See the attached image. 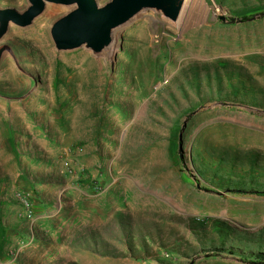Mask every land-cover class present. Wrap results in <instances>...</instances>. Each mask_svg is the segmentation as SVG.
Returning <instances> with one entry per match:
<instances>
[{
  "label": "rangeland",
  "instance_id": "rangeland-1",
  "mask_svg": "<svg viewBox=\"0 0 264 264\" xmlns=\"http://www.w3.org/2000/svg\"><path fill=\"white\" fill-rule=\"evenodd\" d=\"M190 3L184 27L140 10L104 56L56 48L76 3L9 21L0 91L24 87L17 71L31 87L0 101V171L17 184L0 264H264V0Z\"/></svg>",
  "mask_w": 264,
  "mask_h": 264
},
{
  "label": "water",
  "instance_id": "water-1",
  "mask_svg": "<svg viewBox=\"0 0 264 264\" xmlns=\"http://www.w3.org/2000/svg\"><path fill=\"white\" fill-rule=\"evenodd\" d=\"M24 12L14 8L0 9V36L9 21L28 25L44 8L45 2L76 3L77 9L55 21L51 35L57 49H71L86 44L94 52L101 51L114 27L124 23L140 10L153 8L168 18H176L184 0H109L97 5L94 0H28ZM264 15V12L262 13ZM221 19H225L223 16Z\"/></svg>",
  "mask_w": 264,
  "mask_h": 264
},
{
  "label": "bare ground",
  "instance_id": "bare-ground-1",
  "mask_svg": "<svg viewBox=\"0 0 264 264\" xmlns=\"http://www.w3.org/2000/svg\"><path fill=\"white\" fill-rule=\"evenodd\" d=\"M48 8H50V7H48ZM47 8V9H48ZM52 8H54V9H57V10H59V8H57V7H52ZM183 8H184V6H183ZM182 8V10H183V12H182V10L180 11V15H179V17H178V19L180 18V22L179 23H181V25H182V27H184V26H186L188 23H189V21H190V17H191V10H192V5H191V3H190V5H189V8H188V5L183 9ZM46 9V10H47ZM46 10H44V12L40 15V16H38V17H36V19H35V21L38 19V18H40L44 13H45V11ZM51 15V12H48L46 15H45V17L43 18V19H40L38 22H36V25H35V27H37L36 29H34V31H33V33H35V34H37V36H42V31H41V27H40V25H42V27L44 26V24H45V22L47 21V19L49 18V16ZM177 19V20H178ZM35 21H34V23H35ZM33 23V24H34ZM142 26V25H141ZM141 28V27H140ZM47 31H48V27H47V29H46ZM112 31H111V36H110V38H109V40L107 41V43H106V46H105V49H104V51L100 54V56H104V55H107V54H109L111 51H113V49H114V38H113V35H112ZM144 35V34H143ZM140 37V36H139ZM142 39H145V38H142ZM39 41V40H38ZM165 41H166V39H165ZM137 43H138V41H137ZM163 43V41H162V39H160L158 42H157V44L158 45H161ZM145 45V44H144ZM84 47V44H82L80 47ZM140 46V45H139ZM143 46V45H142ZM199 46V45H198ZM196 49V48H195ZM94 55V54H93ZM95 57L96 56H98V55H94ZM6 60H10L9 58H4L3 59V61H2V64L6 61ZM156 61H157V59H155ZM11 61V60H10ZM184 61V60H183ZM12 62V61H11ZM154 62V61H153ZM186 63V62H185ZM1 64V65H2ZM0 65V66H1ZM91 65V64H90ZM16 70V69H15ZM17 71V70H16ZM181 72V71H180ZM17 73L19 74V76L24 80V82H25V85H24V87L20 90V91H18V92H16V93H5V92H2V91H0V101H2V102H5L6 104H10V103H15V102H17L15 99H6V98H2V96H4V97H19L20 95H22L23 93H25V92H27L28 91V89L31 87V85H30V81L24 76V75H22V73H20L19 71H17ZM108 82V80H107V78L105 77V78H103L102 79V84H104V86H105V83H107ZM104 87L102 86L101 87V89H103ZM22 101V100H21ZM20 102V101H19ZM29 196V195H28ZM28 196H26V198H25V202H28L31 198L30 197H28ZM31 204V203H30Z\"/></svg>",
  "mask_w": 264,
  "mask_h": 264
},
{
  "label": "crops",
  "instance_id": "crops-1",
  "mask_svg": "<svg viewBox=\"0 0 264 264\" xmlns=\"http://www.w3.org/2000/svg\"><path fill=\"white\" fill-rule=\"evenodd\" d=\"M11 172V171H0V215L2 216V219L6 220L7 222L14 221L15 217H11V212L16 211L15 205H12V201L14 202V194L11 193L13 188L16 187V177L12 179V177H8L7 175H4ZM12 179V183H11ZM12 209V210H11ZM1 221L0 220V233L3 232V229L1 227Z\"/></svg>",
  "mask_w": 264,
  "mask_h": 264
},
{
  "label": "trees",
  "instance_id": "trees-1",
  "mask_svg": "<svg viewBox=\"0 0 264 264\" xmlns=\"http://www.w3.org/2000/svg\"><path fill=\"white\" fill-rule=\"evenodd\" d=\"M263 193H264V191H263ZM255 259L264 260V254L263 253H256Z\"/></svg>",
  "mask_w": 264,
  "mask_h": 264
}]
</instances>
